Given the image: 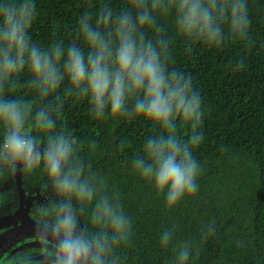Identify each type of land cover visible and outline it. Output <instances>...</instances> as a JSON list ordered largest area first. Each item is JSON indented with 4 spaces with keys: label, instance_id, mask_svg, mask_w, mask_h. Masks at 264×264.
Here are the masks:
<instances>
[{
    "label": "clouds",
    "instance_id": "1",
    "mask_svg": "<svg viewBox=\"0 0 264 264\" xmlns=\"http://www.w3.org/2000/svg\"><path fill=\"white\" fill-rule=\"evenodd\" d=\"M248 0H121L85 10L77 40H33L35 0H0V179H39L49 193L35 207V249H21L0 264H125L121 250L132 243L133 222L118 192L93 169L80 142L58 127L66 102H86L93 120H144L152 132L131 161L132 171L152 183L175 208L198 190L202 165L193 151L204 139V108L191 75L172 66V45L188 52L201 44L221 48L250 42ZM170 22L171 31L169 30ZM245 67L241 58L232 70ZM26 76V79L22 77ZM22 80L50 102L39 109L17 95ZM31 126L33 131L27 129ZM191 129L185 139L178 130ZM127 147L121 141L119 149ZM12 190L0 187V203ZM174 229L165 230L167 248ZM216 234L214 222L200 228L199 241L173 248L169 264H195Z\"/></svg>",
    "mask_w": 264,
    "mask_h": 264
},
{
    "label": "trees",
    "instance_id": "2",
    "mask_svg": "<svg viewBox=\"0 0 264 264\" xmlns=\"http://www.w3.org/2000/svg\"><path fill=\"white\" fill-rule=\"evenodd\" d=\"M35 3L31 35L47 45L54 38L77 40L82 12L102 3L115 8L121 0ZM248 5L250 42L232 40L212 49L195 44L191 52L181 39L172 45V66L191 75L205 113L200 128L204 139L193 151L202 165L198 190L175 208L166 209L164 196L132 171L133 156L152 132L149 124L142 119L93 120L86 102H66L58 127L72 131L82 155L107 178L109 191L119 193L132 219V243L121 250L125 264H169L173 248L183 241H199L200 228L209 222L215 223L216 234L204 242L195 264H264V0H248ZM241 58L245 67L233 71ZM17 95L36 109L50 102L38 98L23 80ZM27 130L33 131L31 126ZM190 133L187 127L178 130L185 139ZM122 140L127 145L123 151ZM168 229H174L173 238L164 248L159 241Z\"/></svg>",
    "mask_w": 264,
    "mask_h": 264
},
{
    "label": "water",
    "instance_id": "3",
    "mask_svg": "<svg viewBox=\"0 0 264 264\" xmlns=\"http://www.w3.org/2000/svg\"><path fill=\"white\" fill-rule=\"evenodd\" d=\"M0 187L6 191L12 190V198L0 203V254L18 244L16 249L38 247L34 240L35 207L43 203L49 193H42L39 189V179L15 176L2 179ZM33 209V211H32ZM32 239L29 242L26 240ZM16 239V240H14ZM26 239L24 244L18 243ZM14 251H12L13 253Z\"/></svg>",
    "mask_w": 264,
    "mask_h": 264
},
{
    "label": "flooded vegetation",
    "instance_id": "4",
    "mask_svg": "<svg viewBox=\"0 0 264 264\" xmlns=\"http://www.w3.org/2000/svg\"><path fill=\"white\" fill-rule=\"evenodd\" d=\"M32 211H33V209H32ZM0 233H2V232H0ZM14 240H16V239H14ZM25 240H26V239H20L18 243H20V244H24ZM31 240H32V239L30 238L29 240H26V242H29V241H31ZM26 242H25V243H26ZM15 245H17V246H13V247L9 248L8 250H6L4 253L0 254V261H2L5 257H7V256H9V255H12V254H14L15 252L19 251V249H16V248L18 247V244L15 243ZM24 249H31V248H24ZM12 251H14V252L12 253Z\"/></svg>",
    "mask_w": 264,
    "mask_h": 264
}]
</instances>
